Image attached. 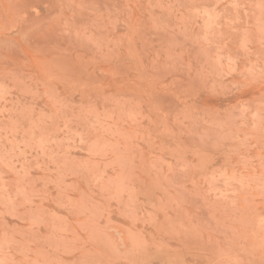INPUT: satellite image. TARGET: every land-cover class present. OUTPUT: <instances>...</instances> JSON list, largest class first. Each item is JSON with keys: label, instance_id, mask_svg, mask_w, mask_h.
<instances>
[{"label": "rangeland", "instance_id": "374dc122", "mask_svg": "<svg viewBox=\"0 0 264 264\" xmlns=\"http://www.w3.org/2000/svg\"><path fill=\"white\" fill-rule=\"evenodd\" d=\"M0 264H264V0H0Z\"/></svg>", "mask_w": 264, "mask_h": 264}]
</instances>
